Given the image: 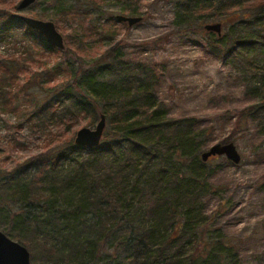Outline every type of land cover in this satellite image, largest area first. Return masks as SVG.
Returning <instances> with one entry per match:
<instances>
[{"label": "trees", "instance_id": "1", "mask_svg": "<svg viewBox=\"0 0 264 264\" xmlns=\"http://www.w3.org/2000/svg\"><path fill=\"white\" fill-rule=\"evenodd\" d=\"M178 8V29L204 15L221 20L238 10L254 14L237 21L226 41L209 44L218 56L231 55L244 67L245 93L258 104L242 111L237 124L250 120L264 141V0H181ZM130 14L136 16L135 10ZM5 20L0 36L21 30L20 37L54 50L0 10V21ZM107 57L106 65L78 68L70 83L35 111L41 125L75 115L91 125L104 115L108 128L100 146L87 150L67 140L33 169L3 175L0 202L15 211L0 206V230L33 259L35 252L41 255L39 264H238L227 238L206 228L199 205L213 172L210 159L200 158L208 130L193 118L169 117L153 95L152 70ZM0 100L12 108L1 90Z\"/></svg>", "mask_w": 264, "mask_h": 264}, {"label": "rangeland", "instance_id": "2", "mask_svg": "<svg viewBox=\"0 0 264 264\" xmlns=\"http://www.w3.org/2000/svg\"><path fill=\"white\" fill-rule=\"evenodd\" d=\"M20 1L13 0L14 6L0 5V10L52 22L66 48L45 51L20 37L21 30H8L0 36V90L13 104L10 109L0 100V178L24 166L33 169L56 148L65 147L67 140L73 142L79 129L96 127L98 120L90 125L74 111L70 121L49 119L41 125L35 111L54 97L56 88L70 83L78 68L106 65L111 55L117 62H130L155 73L152 92L156 101L166 107L169 117L193 118L208 130L205 151L233 143L240 162L231 163L224 156L210 158L213 172L208 193L202 194L199 205L206 228L215 227L227 238L238 264H264V141L255 134L256 125L250 120L237 124L240 113L258 101L245 93L244 67L231 61V55L218 56L209 44L210 40L226 41V33L237 21L254 14L238 10L221 20L204 15L178 29L181 0H36L28 9L16 12ZM117 15L141 20L128 26L117 22ZM5 22L0 21V32L6 31ZM215 23L221 24L219 38L201 31L205 24ZM107 128L108 122L103 132ZM55 134L59 136L54 138ZM49 135L51 141L45 145ZM0 206L15 211L10 204L0 202ZM35 256L30 255L31 264H39L41 255L35 252Z\"/></svg>", "mask_w": 264, "mask_h": 264}, {"label": "water", "instance_id": "3", "mask_svg": "<svg viewBox=\"0 0 264 264\" xmlns=\"http://www.w3.org/2000/svg\"><path fill=\"white\" fill-rule=\"evenodd\" d=\"M36 0H21L17 7L16 12H22L33 5ZM18 18L25 26L31 28L38 36H41L49 47L57 49L58 51L65 50L63 36H61L55 25L52 22H45L37 20L30 16H24L21 14H12ZM116 20L119 23L127 24L128 26L136 25L140 22L141 17H124L121 15L116 16ZM203 29L212 34H216L219 38L221 36L222 28L220 23L205 24ZM99 123L91 130L82 128L77 131L76 137L73 143L76 146L83 147L87 150L98 148L100 146V140L103 135V130L106 125L104 115H100ZM224 156L226 160L231 163L238 164L240 162V156L237 149L230 144H220L209 147L208 151L203 152L200 158L203 162H207L210 157ZM0 264H31L29 251L19 243L13 242L7 235H4L0 231Z\"/></svg>", "mask_w": 264, "mask_h": 264}]
</instances>
